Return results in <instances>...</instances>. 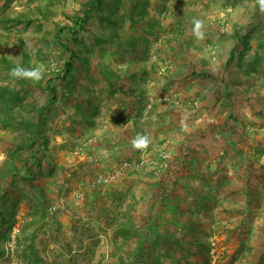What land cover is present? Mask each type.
Returning <instances> with one entry per match:
<instances>
[{
  "label": "rangeland",
  "instance_id": "obj_1",
  "mask_svg": "<svg viewBox=\"0 0 264 264\" xmlns=\"http://www.w3.org/2000/svg\"><path fill=\"white\" fill-rule=\"evenodd\" d=\"M58 38L79 56L68 82ZM16 64L47 73L15 79ZM138 133L150 137L144 150L132 147ZM6 190L0 264H264L257 0H0Z\"/></svg>",
  "mask_w": 264,
  "mask_h": 264
},
{
  "label": "trees",
  "instance_id": "obj_2",
  "mask_svg": "<svg viewBox=\"0 0 264 264\" xmlns=\"http://www.w3.org/2000/svg\"><path fill=\"white\" fill-rule=\"evenodd\" d=\"M89 12H85L83 18H79L77 19V21L75 22L76 27L74 29H72V33L73 35L76 37V35L78 34V29L82 28V24L83 22L85 23L86 20L89 18ZM75 40H77V38H75ZM59 43L62 45V47L70 53L69 56V60L64 64V68H63V72H62V76L60 78V80H62L63 82H68L70 80V78L73 76V73L76 71V61L79 60V56L77 54V52H75L74 50H72L71 48H69L67 45L62 44V42H60V39L58 38ZM234 58V54L233 52L230 54V57L227 61L226 66H229L231 64V62L233 61ZM49 92L50 95L52 96V101L55 100L56 96L55 94L57 93V89L54 86H49ZM43 123H41L40 121L38 122V125H35V128L32 132V136H33V145H35V143L37 142L40 134L43 132ZM38 153H40L39 151L35 152L32 156L31 159L27 160V162L25 163V167L29 172V181L33 182L36 174L32 172L31 166L33 164H36L39 161V158L37 157ZM15 168H12V170H14ZM13 183V180L11 181V184ZM9 190H6L1 196H0V216L2 218L5 219V216L2 214L1 211V201L6 198L7 194ZM2 223L4 224V221H2ZM199 249H201V251H203L205 249V247L201 244L198 245ZM3 253V252H2ZM1 253V254H2ZM30 255L32 256V258L35 259V263L36 262H41L40 258H37L36 256L34 257L35 253H34V248L31 245L30 248Z\"/></svg>",
  "mask_w": 264,
  "mask_h": 264
},
{
  "label": "clouds",
  "instance_id": "obj_3",
  "mask_svg": "<svg viewBox=\"0 0 264 264\" xmlns=\"http://www.w3.org/2000/svg\"><path fill=\"white\" fill-rule=\"evenodd\" d=\"M257 3L259 5L260 12L264 13V0H257ZM193 34L194 36L202 40L204 39V21L198 18H193ZM47 73V68L45 65H37L35 67H25L21 64H16L11 70L10 75L15 79H25V80H31L34 82H39L45 78V75ZM151 140L150 137L138 133L135 137H133L131 144L133 149L136 150H144L148 147Z\"/></svg>",
  "mask_w": 264,
  "mask_h": 264
},
{
  "label": "built area",
  "instance_id": "obj_4",
  "mask_svg": "<svg viewBox=\"0 0 264 264\" xmlns=\"http://www.w3.org/2000/svg\"><path fill=\"white\" fill-rule=\"evenodd\" d=\"M127 165V164H126ZM126 166H124L125 168ZM120 172H112L104 174L103 176H100L97 183H109L111 180L115 179L116 177H119ZM19 232V229L17 227H14L11 232V239L7 241V249L13 250L15 243H16V235Z\"/></svg>",
  "mask_w": 264,
  "mask_h": 264
}]
</instances>
